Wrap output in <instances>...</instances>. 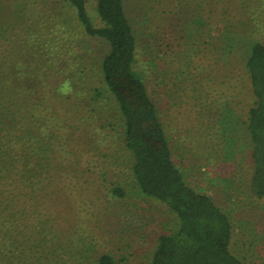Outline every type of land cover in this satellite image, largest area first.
Masks as SVG:
<instances>
[{
    "label": "rangeland",
    "instance_id": "374dc122",
    "mask_svg": "<svg viewBox=\"0 0 264 264\" xmlns=\"http://www.w3.org/2000/svg\"><path fill=\"white\" fill-rule=\"evenodd\" d=\"M229 1L234 18L240 15L233 30H242L245 11L238 0ZM10 4L7 12L23 7L15 14L16 33L34 29L37 39H49L45 32L54 39L46 52L22 53L21 71L29 101L45 110L48 116H42L56 131L55 145L66 143L55 165L31 174L49 175L47 188L54 192L36 196L29 187L27 205L32 210L37 197L36 209L43 211L42 220H26V234L41 240L36 257L40 264H96L104 253L116 264H150L158 237L175 232L178 222L132 176L120 116L102 81L107 43L86 36L76 10L59 0ZM96 6L97 0H86L87 15L98 28L103 23ZM124 10L136 38L133 71L156 106L174 165L191 188L229 217L231 253L247 264H264V199L249 191L246 117L253 99L245 73L247 46L223 39L232 15L221 13L216 0H125ZM52 49L57 59L51 60Z\"/></svg>",
    "mask_w": 264,
    "mask_h": 264
},
{
    "label": "trees",
    "instance_id": "16d2710c",
    "mask_svg": "<svg viewBox=\"0 0 264 264\" xmlns=\"http://www.w3.org/2000/svg\"><path fill=\"white\" fill-rule=\"evenodd\" d=\"M59 1L76 10L86 36L107 43L108 52L101 61L102 81L120 116L125 147L133 159L132 176L140 191L165 205L178 222L175 232L158 237L150 264H247L230 251L229 217L210 197L191 188L172 161L156 106L143 80L133 71L137 46L125 14V0H97V14L103 23L98 28L87 15L86 0ZM216 1L221 13L232 15L227 7L229 0ZM209 5L213 7L212 1ZM238 5L245 11L246 24L242 30L234 31L235 19L239 21L240 15H232L223 39L247 46L245 73L253 99L246 117L251 162L249 191L255 198L264 199V43L255 40H264V0H238ZM7 7L13 8L10 0H0V264H40L36 242L41 240L35 238L36 234L31 238L26 234L30 232L26 220H42L43 211L36 209L39 198L35 197L32 210L26 199L30 188L36 196L54 192L47 188L51 183L49 175L31 174L39 167L50 169L55 165L56 154L63 151L66 143L55 145L57 135L46 120L47 113L39 112L29 101L21 55L46 52L54 39L47 35L50 32H45L49 39H37L34 29L23 35L16 33L20 23L15 14L22 13L23 7L16 13L12 9L7 12ZM32 24L30 28L34 27ZM55 58L58 53L52 49L51 60ZM44 113L47 116H42ZM63 162L60 157V165ZM114 193L122 196L117 189ZM16 222L22 224L15 228ZM21 227H25V235L18 233ZM30 239L35 243L31 245ZM96 264L116 262L103 253Z\"/></svg>",
    "mask_w": 264,
    "mask_h": 264
}]
</instances>
